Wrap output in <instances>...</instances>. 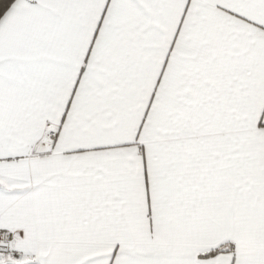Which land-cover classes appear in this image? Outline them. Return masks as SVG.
<instances>
[{
    "label": "snow or ice",
    "instance_id": "obj_1",
    "mask_svg": "<svg viewBox=\"0 0 264 264\" xmlns=\"http://www.w3.org/2000/svg\"><path fill=\"white\" fill-rule=\"evenodd\" d=\"M0 264H264V0H0Z\"/></svg>",
    "mask_w": 264,
    "mask_h": 264
}]
</instances>
